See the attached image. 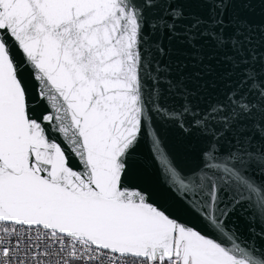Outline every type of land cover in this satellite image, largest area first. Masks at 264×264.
<instances>
[{
	"label": "snow or ice",
	"instance_id": "1",
	"mask_svg": "<svg viewBox=\"0 0 264 264\" xmlns=\"http://www.w3.org/2000/svg\"><path fill=\"white\" fill-rule=\"evenodd\" d=\"M0 264H264V0H0Z\"/></svg>",
	"mask_w": 264,
	"mask_h": 264
},
{
	"label": "water",
	"instance_id": "2",
	"mask_svg": "<svg viewBox=\"0 0 264 264\" xmlns=\"http://www.w3.org/2000/svg\"><path fill=\"white\" fill-rule=\"evenodd\" d=\"M149 175L153 178V180H155V172H154V170H150L149 171Z\"/></svg>",
	"mask_w": 264,
	"mask_h": 264
}]
</instances>
